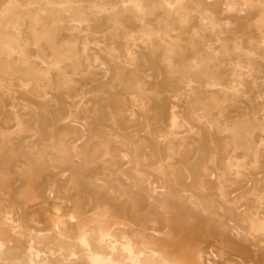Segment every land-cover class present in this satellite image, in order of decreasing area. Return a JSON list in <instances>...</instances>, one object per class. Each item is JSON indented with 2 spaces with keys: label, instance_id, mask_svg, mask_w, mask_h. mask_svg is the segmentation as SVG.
Wrapping results in <instances>:
<instances>
[{
  "label": "rangeland",
  "instance_id": "374dc122",
  "mask_svg": "<svg viewBox=\"0 0 264 264\" xmlns=\"http://www.w3.org/2000/svg\"><path fill=\"white\" fill-rule=\"evenodd\" d=\"M102 231L264 264V0H0V264Z\"/></svg>",
  "mask_w": 264,
  "mask_h": 264
},
{
  "label": "bare ground",
  "instance_id": "6f19581e",
  "mask_svg": "<svg viewBox=\"0 0 264 264\" xmlns=\"http://www.w3.org/2000/svg\"><path fill=\"white\" fill-rule=\"evenodd\" d=\"M101 233L102 234L94 244L89 240L85 241V244L89 246L91 249H92V245L93 247L98 249L92 257L93 263L95 264H162L155 260L148 259L146 257L140 258L135 256L129 246L127 247L121 246L118 238H115L113 240L110 239V241L108 242L107 241L108 235L104 233V231H102Z\"/></svg>",
  "mask_w": 264,
  "mask_h": 264
}]
</instances>
